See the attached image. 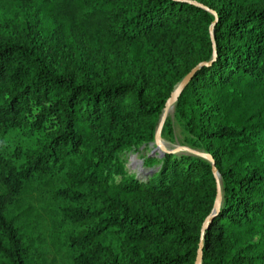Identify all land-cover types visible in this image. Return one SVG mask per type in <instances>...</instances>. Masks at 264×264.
Segmentation results:
<instances>
[{"label": "trees", "instance_id": "trees-1", "mask_svg": "<svg viewBox=\"0 0 264 264\" xmlns=\"http://www.w3.org/2000/svg\"><path fill=\"white\" fill-rule=\"evenodd\" d=\"M3 1L38 4L52 22L0 34V264H196L216 205L211 162L165 152L142 180L124 156L155 140L200 62L175 107L221 176L203 264H264V0ZM48 194L64 204L47 217L80 229L39 262L32 212L26 223L13 212Z\"/></svg>", "mask_w": 264, "mask_h": 264}, {"label": "rangeland", "instance_id": "rangeland-1", "mask_svg": "<svg viewBox=\"0 0 264 264\" xmlns=\"http://www.w3.org/2000/svg\"><path fill=\"white\" fill-rule=\"evenodd\" d=\"M193 1H208V0H193ZM19 4L21 2H18ZM38 4H22L18 8L8 5L3 0H0V34L7 36L8 38L18 40L19 36L15 35L5 24L8 22L10 25L15 26L14 28L23 33V22L27 19L38 18L41 22H46L48 25L52 21L46 20L47 17L51 16L46 14L44 9L39 8ZM42 7L44 3L41 4ZM19 18V19H18ZM172 95V94H171ZM176 104V103H175ZM166 107V106H165ZM165 108L158 118L156 127L158 128L159 123L163 117ZM157 131V129H156ZM13 139L19 140L21 136L17 133H13ZM161 142L163 147L157 146L155 140L149 144H144L138 151H129L124 156L125 168L129 174H135L138 178L145 180L153 174L157 168L159 159L163 156L166 150H173L179 147L195 148L194 138L187 131L185 125L179 115L176 112L175 105L172 106L166 116L164 126L162 129ZM24 145H31V141H24ZM200 150V149H199ZM185 151V150H184ZM188 153V151H185ZM151 158L149 165H145V159ZM156 158L158 160H156ZM120 179V176H117ZM221 179V176H220ZM57 186L63 185L62 182H58ZM64 202L54 199L50 194L44 197L37 196H23L19 204L16 205L13 212V217L22 223H26L25 214H22L24 209H29L34 217L35 225L30 227L26 224V230L30 237V242L26 240V244H32L34 255L38 261H41L39 253L45 255L49 252H54L55 244H60L63 251H67V245L65 244L69 236L75 231L80 229V226H75L72 223L53 221L47 217L46 211L53 209L58 211V208L63 205ZM16 215V216H15ZM58 219H62V214H57ZM31 228V231H30ZM27 239V236H25ZM67 255V252L65 253Z\"/></svg>", "mask_w": 264, "mask_h": 264}, {"label": "water", "instance_id": "water-1", "mask_svg": "<svg viewBox=\"0 0 264 264\" xmlns=\"http://www.w3.org/2000/svg\"><path fill=\"white\" fill-rule=\"evenodd\" d=\"M191 3H194L196 5H199L205 9L209 10V7L206 5H203L202 3L198 2V1H193V0H187ZM215 15L216 12H213ZM217 17V16H216ZM216 21L213 22V24L210 27V32H211V39L213 41V49H214V55L213 57L215 58L216 56V44H215V40H214V25H215ZM207 64L206 62H200L199 64H197L195 67L192 68V70L182 79V81L176 86V88L174 89L172 95L170 96V98L168 99L167 103H166V107H165V111L163 114V117L159 123V126L157 128L156 134H155V144H157V146L159 147H163L162 142H161V135H162V129L164 126V122L166 120V116L168 114V111L170 110V108L172 106L175 105V103L177 102L180 94L182 93V91L184 90V88L187 86V84L190 82V80L193 78L194 74L197 72V70L203 66ZM181 150H185L188 151L190 153H193L195 155H199L205 159H208L211 164H212V171L214 173V176L216 178V183H217V196H216V205H215V209L213 211V213L209 216V218L204 222L203 224V228L201 231V239H200V243H199V248H198V254H197V258H196V264H203V245H204V235H205V230L209 224V221L213 218V216L218 212V210L220 209V206L222 204V200H223V191H222V184H221V179H220V173L217 169L216 166V162L213 158V156L209 153L203 152V151H199L196 149H192L189 147H179L177 149H173V150H166V152H177V151H181Z\"/></svg>", "mask_w": 264, "mask_h": 264}, {"label": "bare ground", "instance_id": "bare-ground-1", "mask_svg": "<svg viewBox=\"0 0 264 264\" xmlns=\"http://www.w3.org/2000/svg\"><path fill=\"white\" fill-rule=\"evenodd\" d=\"M169 112V111H168Z\"/></svg>", "mask_w": 264, "mask_h": 264}]
</instances>
